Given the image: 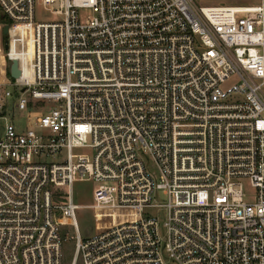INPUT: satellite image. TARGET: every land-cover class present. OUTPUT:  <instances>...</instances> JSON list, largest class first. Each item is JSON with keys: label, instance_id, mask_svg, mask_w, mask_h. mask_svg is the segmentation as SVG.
<instances>
[{"label": "built area", "instance_id": "obj_1", "mask_svg": "<svg viewBox=\"0 0 264 264\" xmlns=\"http://www.w3.org/2000/svg\"><path fill=\"white\" fill-rule=\"evenodd\" d=\"M0 13V264H64L66 240L70 264H264V0ZM80 181L103 213L85 237Z\"/></svg>", "mask_w": 264, "mask_h": 264}, {"label": "rangeland", "instance_id": "obj_2", "mask_svg": "<svg viewBox=\"0 0 264 264\" xmlns=\"http://www.w3.org/2000/svg\"><path fill=\"white\" fill-rule=\"evenodd\" d=\"M237 1L241 2L244 0H196V2L199 5L234 4L237 3ZM48 16L49 14L42 9L40 4H37L36 6L37 20H45ZM3 49H4V35L2 33V23L0 22V67L4 64L3 54L1 52V50ZM236 82L237 81L235 79L231 80L230 82H228L227 86L234 84ZM6 88L8 87L5 86L1 87L0 94L4 93ZM9 88L12 89L11 86ZM13 100H14L13 97L7 98L8 102H13ZM7 115L10 117V119L12 120L14 119L15 122L24 125V127L31 126L32 120L36 116V114H29V110L19 112L17 108L12 113L8 112ZM92 187H93L92 181H80L75 183L76 202L82 205V207H80L77 210V219L79 223V231L83 237L93 234L96 231V229L99 228L100 217L103 214L101 211H98L88 206L92 203ZM70 232L72 233V235L75 234L74 230H70ZM74 246H75L74 240H66L64 242L63 244L64 264H70V261L72 260L74 254Z\"/></svg>", "mask_w": 264, "mask_h": 264}, {"label": "water", "instance_id": "obj_3", "mask_svg": "<svg viewBox=\"0 0 264 264\" xmlns=\"http://www.w3.org/2000/svg\"><path fill=\"white\" fill-rule=\"evenodd\" d=\"M2 19V15L0 13V20ZM8 25H4L2 27V33L4 35V48L7 49L8 48V44H7V36H8ZM20 69L18 67V60L17 59H14L11 63V66H10V77L11 78H18L20 76Z\"/></svg>", "mask_w": 264, "mask_h": 264}, {"label": "trees", "instance_id": "obj_4", "mask_svg": "<svg viewBox=\"0 0 264 264\" xmlns=\"http://www.w3.org/2000/svg\"><path fill=\"white\" fill-rule=\"evenodd\" d=\"M0 22L2 23V22H6V20L4 19V18H2L1 20H0Z\"/></svg>", "mask_w": 264, "mask_h": 264}]
</instances>
